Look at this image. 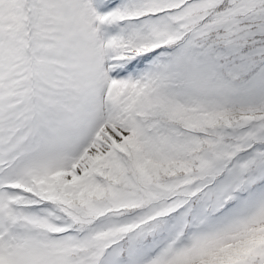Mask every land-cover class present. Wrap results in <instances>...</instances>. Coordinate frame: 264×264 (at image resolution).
Masks as SVG:
<instances>
[{
    "label": "snow or ice",
    "instance_id": "6c2138e0",
    "mask_svg": "<svg viewBox=\"0 0 264 264\" xmlns=\"http://www.w3.org/2000/svg\"><path fill=\"white\" fill-rule=\"evenodd\" d=\"M0 264H264V0H0Z\"/></svg>",
    "mask_w": 264,
    "mask_h": 264
}]
</instances>
